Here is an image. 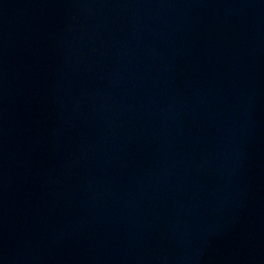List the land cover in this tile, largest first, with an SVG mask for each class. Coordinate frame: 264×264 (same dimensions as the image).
<instances>
[{"label": "water", "instance_id": "obj_1", "mask_svg": "<svg viewBox=\"0 0 264 264\" xmlns=\"http://www.w3.org/2000/svg\"><path fill=\"white\" fill-rule=\"evenodd\" d=\"M0 264H264V0H0Z\"/></svg>", "mask_w": 264, "mask_h": 264}]
</instances>
